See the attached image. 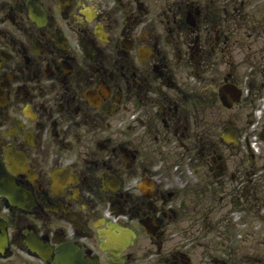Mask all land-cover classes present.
Here are the masks:
<instances>
[{"label": "flooded vegetation", "instance_id": "1", "mask_svg": "<svg viewBox=\"0 0 264 264\" xmlns=\"http://www.w3.org/2000/svg\"><path fill=\"white\" fill-rule=\"evenodd\" d=\"M257 140L264 0H0V264H264Z\"/></svg>", "mask_w": 264, "mask_h": 264}]
</instances>
